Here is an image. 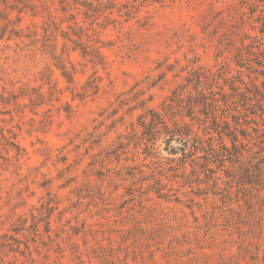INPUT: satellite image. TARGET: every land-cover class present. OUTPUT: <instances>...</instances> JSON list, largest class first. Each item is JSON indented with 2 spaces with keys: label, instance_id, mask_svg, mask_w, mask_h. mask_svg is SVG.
<instances>
[{
  "label": "rangeland",
  "instance_id": "1",
  "mask_svg": "<svg viewBox=\"0 0 264 264\" xmlns=\"http://www.w3.org/2000/svg\"><path fill=\"white\" fill-rule=\"evenodd\" d=\"M28 2L0 3V264H264L247 7Z\"/></svg>",
  "mask_w": 264,
  "mask_h": 264
},
{
  "label": "trees",
  "instance_id": "2",
  "mask_svg": "<svg viewBox=\"0 0 264 264\" xmlns=\"http://www.w3.org/2000/svg\"><path fill=\"white\" fill-rule=\"evenodd\" d=\"M13 2H9V0H0V3L3 4V8H35V4L28 2L29 0H12ZM60 4V8H113L115 7L114 0H58ZM135 2L136 0H132ZM239 4L241 6H246L248 9L249 14H251L249 17H252V20L255 23H258L259 26H257V29L259 33L264 37V0H239ZM125 8H134L135 4H132L131 2L122 4ZM245 12H243L244 14ZM256 13V14H255ZM255 14V16H253ZM0 19H6L0 17ZM9 23L10 21L7 20ZM7 25L0 26V30L5 31ZM256 27V26H253ZM255 29V28H254ZM15 32V31H14ZM13 32V33H14ZM12 33V31L10 32ZM17 37H20L19 34L15 33ZM4 36L3 32L0 34V39H2ZM11 36H8L9 39ZM258 40V39H257ZM261 43V42H260ZM248 46V45H246ZM249 46H253L249 44ZM86 52L84 51V54ZM156 119L160 120L159 113H155ZM154 119H152V123L155 122ZM165 133L174 137L179 136L180 139H183L184 137H187L189 134L185 129L181 130L177 125L174 129H170L169 127L166 128Z\"/></svg>",
  "mask_w": 264,
  "mask_h": 264
}]
</instances>
